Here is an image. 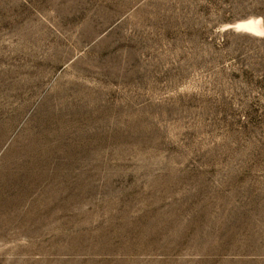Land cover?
<instances>
[{"label":"rangeland","instance_id":"obj_1","mask_svg":"<svg viewBox=\"0 0 264 264\" xmlns=\"http://www.w3.org/2000/svg\"><path fill=\"white\" fill-rule=\"evenodd\" d=\"M250 19L264 0H0V264H264Z\"/></svg>","mask_w":264,"mask_h":264},{"label":"bare ground","instance_id":"obj_2","mask_svg":"<svg viewBox=\"0 0 264 264\" xmlns=\"http://www.w3.org/2000/svg\"><path fill=\"white\" fill-rule=\"evenodd\" d=\"M257 19H250L243 23H237L233 26V30L238 33L247 32L252 36H261L264 33V27L261 26V23Z\"/></svg>","mask_w":264,"mask_h":264},{"label":"water","instance_id":"obj_3","mask_svg":"<svg viewBox=\"0 0 264 264\" xmlns=\"http://www.w3.org/2000/svg\"><path fill=\"white\" fill-rule=\"evenodd\" d=\"M261 26L264 27V23L263 22H261ZM240 33H246L247 34V32H240ZM262 36H264V34ZM258 37H261V36H258Z\"/></svg>","mask_w":264,"mask_h":264},{"label":"trees","instance_id":"obj_4","mask_svg":"<svg viewBox=\"0 0 264 264\" xmlns=\"http://www.w3.org/2000/svg\"><path fill=\"white\" fill-rule=\"evenodd\" d=\"M262 41H264V39H262Z\"/></svg>","mask_w":264,"mask_h":264}]
</instances>
